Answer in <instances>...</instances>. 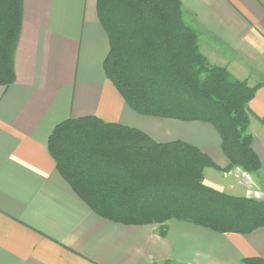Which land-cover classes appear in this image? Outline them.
Returning <instances> with one entry per match:
<instances>
[{"label":"crops","instance_id":"0c3cea01","mask_svg":"<svg viewBox=\"0 0 264 264\" xmlns=\"http://www.w3.org/2000/svg\"><path fill=\"white\" fill-rule=\"evenodd\" d=\"M181 1L184 22L197 32L208 64L258 87L248 105V132L261 170L250 175L228 169L220 135L209 124L141 116L127 105L104 72L110 41L96 0H24L15 83L0 86V264L264 260V228L220 234L178 220L125 226L98 216L59 174L48 150L58 125L95 117L137 129L158 143L197 147L219 168L205 170L206 185L264 201V0Z\"/></svg>","mask_w":264,"mask_h":264},{"label":"trees","instance_id":"16d2710c","mask_svg":"<svg viewBox=\"0 0 264 264\" xmlns=\"http://www.w3.org/2000/svg\"><path fill=\"white\" fill-rule=\"evenodd\" d=\"M96 3L110 41L104 72L127 105L141 116L213 126L230 162L228 169L258 173L261 161L248 132L252 119L248 105L258 87L208 64L199 50L197 32L184 22L182 1ZM23 11L24 0H0V86L4 88L15 83ZM48 150L75 194L110 222L152 226L178 220L238 235L264 228V201L206 185L205 170L219 168L185 142L158 143L137 129L85 117L58 125L49 137ZM244 264H264V260L247 259Z\"/></svg>","mask_w":264,"mask_h":264},{"label":"rangeland","instance_id":"374dc122","mask_svg":"<svg viewBox=\"0 0 264 264\" xmlns=\"http://www.w3.org/2000/svg\"><path fill=\"white\" fill-rule=\"evenodd\" d=\"M244 172V171H243ZM248 174V173H247ZM251 175V174H250ZM205 176V175H204ZM249 177V176H248Z\"/></svg>","mask_w":264,"mask_h":264}]
</instances>
